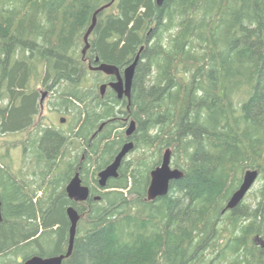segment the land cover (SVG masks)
<instances>
[{
    "label": "trees",
    "instance_id": "16d2710c",
    "mask_svg": "<svg viewBox=\"0 0 264 264\" xmlns=\"http://www.w3.org/2000/svg\"><path fill=\"white\" fill-rule=\"evenodd\" d=\"M109 2L0 0V264L65 253L69 205L81 217L62 264H264V0H113L83 53ZM137 54L130 99L101 95L115 77L89 65L121 73ZM38 86L71 113L69 131L32 129ZM24 131L22 149L45 161L39 186L6 162L17 144L3 138ZM127 140L142 155L99 187ZM167 148L183 176L148 200ZM247 169L257 202L223 212ZM75 172L90 189L79 203L65 191Z\"/></svg>",
    "mask_w": 264,
    "mask_h": 264
},
{
    "label": "water",
    "instance_id": "95a60500",
    "mask_svg": "<svg viewBox=\"0 0 264 264\" xmlns=\"http://www.w3.org/2000/svg\"><path fill=\"white\" fill-rule=\"evenodd\" d=\"M164 0H155L156 4L160 6ZM111 2L99 7L93 14L92 22L87 29L84 35V48L82 50L85 53L86 49L89 46L88 37L95 25L96 14L106 7H108ZM97 58L95 62H97ZM138 61V54L135 56L133 62L123 68L120 73L119 69L116 66L100 63L95 66L89 65L90 69L102 71L105 74L113 75L115 80L110 81L108 84L103 83L100 85V93L104 94V91L107 86H109L117 95L118 98L126 97L128 100L131 95V86L132 79L135 70L136 63ZM46 92H43L42 97L40 98V103H42L43 96ZM64 121V118L61 119ZM135 130V122L130 121L128 127L126 128L125 134L127 137H130ZM134 148V143L132 140H127L122 144L121 148L118 150L116 155L113 157L112 161L108 163L103 169L97 173L98 185L99 187H105L107 181L111 178H116L118 176V170L121 166L122 161L129 151ZM183 176V172L171 165V150L169 148L165 149L162 154L161 162L153 168L149 173V183L146 190V197L148 200H154L157 197H161L168 193L170 182L173 180L180 179ZM259 176L257 169H247L243 172L241 183L238 188L231 194L228 199L225 208L223 210H232L238 204L241 203L245 195L251 189L255 181ZM65 191L68 198L74 202H83L86 201L90 189L87 185L82 183L80 175L78 172H75L71 179L65 185ZM94 199H99V196H94ZM66 214L69 219V236H68V246L65 253L51 255V256H40L32 255L21 261L20 264H62L63 260L67 258L73 248L74 238L76 235L77 223L81 217L78 211L72 206L69 205L66 208ZM0 220H1V200H0Z\"/></svg>",
    "mask_w": 264,
    "mask_h": 264
},
{
    "label": "rangeland",
    "instance_id": "374dc122",
    "mask_svg": "<svg viewBox=\"0 0 264 264\" xmlns=\"http://www.w3.org/2000/svg\"><path fill=\"white\" fill-rule=\"evenodd\" d=\"M38 89H39L40 98L42 97L43 92H46V94L43 96V100L40 107V113L36 116L32 129L34 130L36 128H40L44 126L48 128L58 129L63 132L69 131L73 122L71 113L64 109H61L58 105H56L57 99L54 92L47 91L46 88H42L41 86H38ZM62 118H64V121H61ZM127 127H124V129L126 130ZM27 136H28V131H24L21 133H11L3 138L6 144L11 142H15L17 144L14 148L10 149L9 151L10 154L8 159L6 158V162L8 161L9 163L8 166H10L11 170L14 173L20 174L21 176L29 180L34 178L33 180L35 181H33L32 185L39 186L40 185L39 174L41 172L39 170L43 168L44 166L43 163H45V161L42 160L38 164L34 156L35 153L34 154H31V152L27 153V151H24L22 149L21 143ZM76 144H78L77 140H75V143L73 145ZM2 150L3 151L5 150V145L3 146ZM71 151H73V149H71ZM141 155H142V151L133 148L131 151L127 153L124 160H132L134 162ZM146 156H149V154L147 153ZM40 164L43 165L41 166ZM33 170L34 171L37 170L36 171L37 175L32 174ZM50 178L51 176L48 179L50 180ZM47 180L45 183H43L42 188L40 190H37V196L42 195L45 190V187L47 188ZM262 184H263L262 180H260V178L258 177L255 183L253 184V186L251 187V189L243 198L242 200L243 204L248 203L253 206L257 202L259 196V190L261 189ZM256 241L257 243H260V239H257Z\"/></svg>",
    "mask_w": 264,
    "mask_h": 264
},
{
    "label": "bare ground",
    "instance_id": "6f19581e",
    "mask_svg": "<svg viewBox=\"0 0 264 264\" xmlns=\"http://www.w3.org/2000/svg\"><path fill=\"white\" fill-rule=\"evenodd\" d=\"M96 11V10H95ZM72 177V176H71ZM79 203V202H78Z\"/></svg>",
    "mask_w": 264,
    "mask_h": 264
}]
</instances>
